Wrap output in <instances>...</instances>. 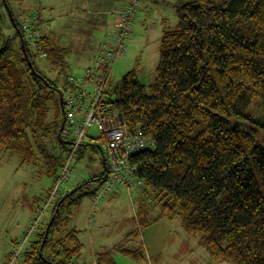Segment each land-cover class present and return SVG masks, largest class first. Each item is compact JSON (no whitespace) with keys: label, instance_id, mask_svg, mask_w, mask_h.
Returning a JSON list of instances; mask_svg holds the SVG:
<instances>
[{"label":"trees","instance_id":"16d2710c","mask_svg":"<svg viewBox=\"0 0 264 264\" xmlns=\"http://www.w3.org/2000/svg\"><path fill=\"white\" fill-rule=\"evenodd\" d=\"M177 18L176 27L161 37L152 84L143 85L130 71L106 98L129 132L155 142L153 150L131 159L143 182L137 227L148 226V207L156 206L160 218H180L186 234L200 238L213 261L264 264V0H197L180 5ZM13 21L15 35L5 37L0 29V151L18 154L23 163L38 154L54 182L67 147L59 134L50 148L34 147L31 136L46 130L49 104L54 127L61 126L69 75L59 88L33 59L63 66L67 51L40 31L33 47ZM254 100L263 118L249 113ZM88 146L94 147L82 145L78 164ZM101 160V175L78 181L48 209L16 264H76L83 246L70 227L73 210L95 193L92 183L106 180L102 152ZM121 253L137 262L145 258L140 250ZM107 255H98L97 264Z\"/></svg>","mask_w":264,"mask_h":264},{"label":"rangeland","instance_id":"374dc122","mask_svg":"<svg viewBox=\"0 0 264 264\" xmlns=\"http://www.w3.org/2000/svg\"><path fill=\"white\" fill-rule=\"evenodd\" d=\"M5 1L6 4L0 1V29L5 37L15 35L14 19L23 27L37 15L41 23L38 28L40 34L55 46L66 49L63 66H53L46 59H33L40 73L56 79L59 88L65 75L78 77L84 72L97 44L104 39V29L95 20H111L117 15L113 11L118 8V12L122 7L120 0ZM194 1L197 0H140L133 33L127 42L129 52L124 59L113 64L105 98L113 96L122 77L130 71L136 72L143 85L152 84L163 33L176 27L178 7ZM48 107L46 130L38 131L35 135L30 133L34 147L42 143L50 148L57 140L60 126L54 127L55 110L52 104ZM249 113L256 119L263 118L258 100L253 101ZM88 135L87 144L103 149L95 127L89 130ZM83 155V160L77 164L74 186L83 180V174L88 181L104 172L97 148L85 147ZM36 156L32 162L23 163L18 154L0 151V264H9L7 257L14 241L25 231L33 214L41 208L53 184V178L46 174L43 161L38 154ZM96 187L99 184L92 183L89 189ZM73 188L63 186L64 191ZM139 195L138 188L133 190L132 195H127L123 187L121 193L111 200L106 198L94 203L91 197H86L81 207L73 211L72 226L81 231L79 239L86 244L85 259L97 261L98 255L108 254L103 264H232L213 261L200 238L186 234L180 218H160L156 206H152L153 209L146 214L148 226L138 229L135 216ZM49 214L50 211L43 220ZM132 232H135L133 236L124 240L125 235ZM89 248L91 251L99 248L96 258ZM121 249L140 250L145 258L137 262L121 253Z\"/></svg>","mask_w":264,"mask_h":264},{"label":"built area","instance_id":"2783aa9c","mask_svg":"<svg viewBox=\"0 0 264 264\" xmlns=\"http://www.w3.org/2000/svg\"><path fill=\"white\" fill-rule=\"evenodd\" d=\"M120 1L122 7L115 17L114 30L108 32L100 42L93 64L80 76H69L62 89L61 104L64 116L59 138L67 147V151L62 153L63 165L41 208L15 242L9 264H16L26 252L28 243L37 233L46 212L64 192L63 186L75 184L78 152L89 138L88 132L91 128L95 127L98 131L97 139L103 145L101 152L108 171L106 180L99 187L93 188L95 193L91 199L94 202L106 199L122 187L130 193L135 188H143V182L135 175L137 167L131 164V159L141 152L153 150L155 142L144 137L140 131L129 132L122 117L110 108L105 98L113 64L124 59L129 52L127 42L133 33L140 2ZM39 24V18L35 15L23 26L25 35L33 47L39 43Z\"/></svg>","mask_w":264,"mask_h":264},{"label":"crops","instance_id":"0c3cea01","mask_svg":"<svg viewBox=\"0 0 264 264\" xmlns=\"http://www.w3.org/2000/svg\"><path fill=\"white\" fill-rule=\"evenodd\" d=\"M117 10H118V8L117 9H115L113 12L115 13L116 12V14L118 13L117 12ZM113 18H114V20H113ZM111 20L109 19V18H103L102 20H100L99 18H98V20H95V22L97 23V25L101 28H103L104 29V37H105V35L108 33V32H110V31H113L114 30V24H115V17H113ZM40 21V20H39ZM41 24V23H40ZM45 36V35H44ZM46 37V36H45ZM48 41H49V43L52 45V46H55L52 42H51V40L50 39H48ZM99 43V42H98ZM98 46H99V44H97V46H96V48H95V50H94V53L91 55V57H90V63L88 64V66L86 67V69L88 68V67H90L92 64H93V62H94V57H95V55H96V52H97V48H98ZM85 144H87V141L85 142ZM94 148H97V150H98V154H99V157L101 158V152H100V149L98 148V147H96V146H94ZM83 179H86V177H85V175L83 174ZM123 188V187H122ZM122 188H119L116 192H114V193H112L111 195H109L108 197H107V199L106 200H108V199H113L114 197H116V196H118L120 193H121V189ZM126 191H127V195H132L133 194V191L130 193L127 189H126ZM93 201V200H92ZM94 202V201H93ZM94 203H96V202H94ZM82 204V203H81ZM81 207V205L79 206V207H77L76 209H79ZM150 207V208H149ZM148 207V210H147V215H148V213H149V211L151 210V209H153L152 208V206H149ZM76 209H74V210H76ZM73 210V211H74ZM35 214V213H34ZM34 214H33V216H34ZM32 216V217H33ZM32 217L29 219V221L32 219ZM29 224V223H28ZM72 224H73V222L71 221V224H70V227H73L72 226ZM27 228V227H26ZM73 228H75V227H73ZM75 229H77V231L79 232L78 233V238H79V236H80V234H81V231L78 229V227H76ZM25 230V229H24ZM86 230H88V231H91V229L90 228H86ZM132 235V233H129V234H127V235H125V237H124V240H126V239H128L129 238V236H131ZM17 239H18V237L16 238V240L14 241V243L17 241ZM79 241H80V239H79ZM81 242V244H82V250H81V253H80V256L78 257V259H77V262H76V264H97L98 263V259H97V261H94V259H90V260H87V259H85V250H86V244L85 243H83L82 241H80ZM14 243H13V247H14ZM90 249V248H89ZM99 249V248H98ZM98 249H96V250H92L91 251V249L89 250V252L91 253V255L92 256H94L95 258H96V256H97V250ZM10 254H11V251H10V253H8V257H7V261H8V259H9V257H10Z\"/></svg>","mask_w":264,"mask_h":264},{"label":"water","instance_id":"95a60500","mask_svg":"<svg viewBox=\"0 0 264 264\" xmlns=\"http://www.w3.org/2000/svg\"><path fill=\"white\" fill-rule=\"evenodd\" d=\"M13 22H14V21H13ZM14 26H15V29L17 30V27H16V25H15V24H14ZM20 36H21V35H20ZM20 38H21V40L23 41V38H22V36H21ZM52 221H53V218L51 219V221L49 222V225H48V227L46 228V231H45V239H46V237H47L48 230H49V227H50V225H51ZM45 239H44V241H45ZM43 244H44V242H43Z\"/></svg>","mask_w":264,"mask_h":264}]
</instances>
